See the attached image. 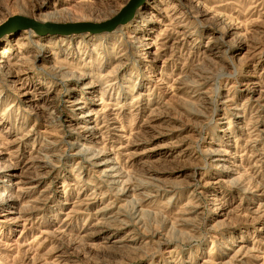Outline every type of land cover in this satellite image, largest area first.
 Wrapping results in <instances>:
<instances>
[{
    "label": "rangeland",
    "instance_id": "obj_1",
    "mask_svg": "<svg viewBox=\"0 0 264 264\" xmlns=\"http://www.w3.org/2000/svg\"><path fill=\"white\" fill-rule=\"evenodd\" d=\"M128 1L0 0V24ZM0 264H264V0L0 37Z\"/></svg>",
    "mask_w": 264,
    "mask_h": 264
},
{
    "label": "water",
    "instance_id": "obj_2",
    "mask_svg": "<svg viewBox=\"0 0 264 264\" xmlns=\"http://www.w3.org/2000/svg\"><path fill=\"white\" fill-rule=\"evenodd\" d=\"M144 0H129L124 7L112 18L102 22H74V23H54L37 22L32 18L21 15L10 16L5 22L0 24V37L14 31L31 29L38 34L68 35L72 33H103L110 32L117 26L124 25L134 16L136 8Z\"/></svg>",
    "mask_w": 264,
    "mask_h": 264
},
{
    "label": "bare ground",
    "instance_id": "obj_3",
    "mask_svg": "<svg viewBox=\"0 0 264 264\" xmlns=\"http://www.w3.org/2000/svg\"><path fill=\"white\" fill-rule=\"evenodd\" d=\"M146 2H147V0L145 1H143L137 8H136V10H135V13H138V11L142 8V7H144L145 6V4H146ZM48 16H44V17H42L41 19L40 18H37V20L36 19H34L35 21H37V22H40V23H43L42 21H45V20H51V19H53V16H56V15H53V14H47ZM128 23V22H127ZM127 23H125V24H127ZM124 24V25H125ZM22 32H26V36H29V35H31L32 33H35L33 30H31V29H24V30H22ZM5 36V35H4Z\"/></svg>",
    "mask_w": 264,
    "mask_h": 264
}]
</instances>
